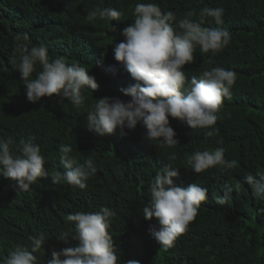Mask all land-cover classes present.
Listing matches in <instances>:
<instances>
[{"label":"trees","instance_id":"obj_1","mask_svg":"<svg viewBox=\"0 0 264 264\" xmlns=\"http://www.w3.org/2000/svg\"><path fill=\"white\" fill-rule=\"evenodd\" d=\"M150 2L159 4L162 11H172L176 21L189 11L199 21L203 7H222L224 23L217 25L205 17L203 26L227 28L231 33L230 44L215 55L201 52L197 45L194 61L184 66L189 81L215 67L235 71L231 96L224 98L219 119L210 128L191 129L169 117L179 140L175 147L144 140L146 130L141 125L126 130L124 136L117 130L106 137L87 127L86 114L96 99H130L121 89L136 81L114 59L112 49L124 39L122 30L134 22L135 5ZM103 8L123 11L124 16L119 21L87 19L89 12ZM59 33L73 38L74 49L82 43L84 51L88 47L100 52L98 57L89 54L99 87L94 91L85 87V100L79 107L67 100L59 103L55 95L29 102L17 70L21 45H45L53 56L62 50L56 39ZM69 59L73 61L74 55ZM113 60L124 69L120 78L114 75ZM36 69L41 66L37 64ZM29 137L41 148L48 176L19 193L12 187L14 181L0 177V258L17 247L30 248L29 237L43 233L46 240L36 255L47 261L54 249L78 246L72 238L74 222L67 221V215L109 207L116 215L108 231L122 262L264 264V214L257 213L264 208V200L254 197L242 183L246 175L264 174V0H0V139H10V148L18 153L21 140ZM61 145H70V155L80 164L94 161L97 170L86 188L52 182V174L64 170ZM218 147L225 149L226 159L237 162L233 169L191 170L187 163L191 154ZM167 165L179 168L178 177L173 178L178 186L198 183L208 189L197 216L171 247L159 245L150 235V225L158 222L145 219L143 211L151 203L149 188L155 174ZM225 185L239 188L228 203L218 205L215 197L223 195Z\"/></svg>","mask_w":264,"mask_h":264},{"label":"clouds","instance_id":"obj_2","mask_svg":"<svg viewBox=\"0 0 264 264\" xmlns=\"http://www.w3.org/2000/svg\"><path fill=\"white\" fill-rule=\"evenodd\" d=\"M222 7H203L200 20H193L194 11L186 17L175 20L172 11H162L157 3H137L134 7V22L122 30L124 39L112 49L114 59L122 62L136 83H129L121 92L130 97L125 101L119 97H102L86 114L87 127L100 137H106L117 130L121 136L126 130H135L141 125L146 131L143 139L158 140L160 143L175 147L179 144L177 134L170 126L169 117L179 120L191 129L210 128L219 119L218 112L224 98H230L231 87L236 81V73L231 69L215 67L206 70L190 81L185 75L184 66L194 61L196 46L201 52L215 55L231 42V33L227 28H207L204 18L211 17L217 25L224 23ZM124 12L115 8L95 9L87 14L88 20H121ZM114 30V28H113ZM50 34V33H49ZM24 40L28 39L24 34ZM62 50L51 56L45 45L28 48L20 46L17 70L25 88L29 102L37 103L43 97L59 98L74 107L84 103L83 89L97 90L99 85L92 73L89 54L98 57L100 52L84 51L83 44L72 47L73 38L56 37ZM77 43L78 40L76 39ZM73 42V43H72ZM54 54V53H52ZM75 59L70 61L69 55ZM113 60L117 78L121 77L119 63ZM15 62V61H14ZM41 66L37 71L36 65ZM36 73L35 78L32 74ZM12 115L15 113L12 111ZM213 133L209 131L208 136ZM34 137L21 140L19 152L10 148L11 140L0 139V177L14 181L13 189L27 191L38 178L48 176L45 157ZM61 162L64 170L55 171L53 183L66 182L80 189L87 187L86 181L96 173L94 161L88 159L80 164L70 155L72 147L61 145ZM188 165L196 173H203L219 166L221 170L233 169L235 160L225 158V149L195 151L188 157ZM179 168L167 165L155 174L149 192L151 203L144 208L147 220L156 218L157 224L150 225V235L165 247H171L198 214L201 203L208 198V189L198 183L187 187L178 186L173 178L178 177ZM242 183L252 190V195L264 200V174L246 175ZM235 188L223 187V195L216 196L218 205H225ZM258 215L264 214V208L257 209ZM116 215L109 207H101L95 212H75L67 215V221L74 222L78 246L53 250L51 259L44 261L36 255L45 243L43 233L30 236L31 247H17L6 257L0 258V264H140V261L120 260L114 247L113 237L108 229L111 218ZM67 242V237L62 236Z\"/></svg>","mask_w":264,"mask_h":264},{"label":"bare ground","instance_id":"obj_3","mask_svg":"<svg viewBox=\"0 0 264 264\" xmlns=\"http://www.w3.org/2000/svg\"><path fill=\"white\" fill-rule=\"evenodd\" d=\"M95 51H98L99 52V50H96V48H95ZM94 57V56H93Z\"/></svg>","mask_w":264,"mask_h":264}]
</instances>
